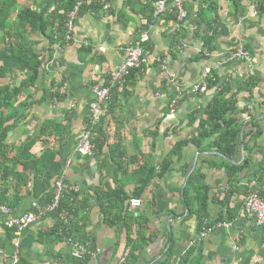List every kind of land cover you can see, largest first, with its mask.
I'll return each mask as SVG.
<instances>
[{"label": "crops", "instance_id": "crops-1", "mask_svg": "<svg viewBox=\"0 0 264 264\" xmlns=\"http://www.w3.org/2000/svg\"><path fill=\"white\" fill-rule=\"evenodd\" d=\"M16 1L11 20L0 31V89L15 92L12 99L0 103L9 128L4 142L6 160L0 156V200L13 217L26 214L35 201L47 203L57 174L44 192L42 184L57 164L65 181L78 188L76 212L71 217L74 228L64 213L54 214L59 207L29 226L20 236L21 264H178L191 248H196L193 264H264V227H258L245 212L248 193L264 187V0H242L237 16L230 0H216L217 9L206 13L215 26L209 58L201 52L208 27L204 21L200 27L196 23L201 0H184L188 12L184 22L172 17V5L163 17L155 18L148 6L151 0H111L98 13H81L73 40L53 49L37 30L23 38L10 34H17L21 9L29 6L39 12L50 3L51 13L58 0ZM149 18L154 29L146 50L164 58L168 70L150 58L142 69L131 72L126 84L114 88L94 130L95 154L79 155L76 148L89 126L93 86L107 83L109 74L123 61L124 49L147 28ZM24 42L44 60L34 84H29L30 72L16 53ZM240 44L247 47L255 63L258 84L250 93L241 90L248 81L245 65L230 58ZM209 67L238 106L242 133L232 160L216 149L200 150L192 144L181 155L173 151L179 142L197 134L208 105L218 94V89L208 88L172 111L176 88H195ZM251 118L263 131L252 153L246 148ZM214 140L208 139L204 146ZM46 153L47 161L41 160ZM249 157V166L238 175L233 192L227 167L240 166ZM166 160L171 161L169 172L162 179L155 177L142 192L143 206L129 208L131 219L112 226L110 221L119 209L103 206L110 204L107 195L119 191L133 196L145 178L142 167L159 168ZM191 177L193 186L210 191L208 219L229 224L202 241L198 240L202 222L185 202ZM226 187L220 196L217 191ZM6 220L0 211V264H10L17 239ZM129 233L134 238L140 233L145 237L138 259L131 263L123 262L127 252L131 253ZM69 236L90 244L93 253L78 260L66 239ZM234 238L241 239L237 251L233 250Z\"/></svg>", "mask_w": 264, "mask_h": 264}, {"label": "trees", "instance_id": "trees-1", "mask_svg": "<svg viewBox=\"0 0 264 264\" xmlns=\"http://www.w3.org/2000/svg\"><path fill=\"white\" fill-rule=\"evenodd\" d=\"M81 0H58L56 8L50 13H48V8L44 7L39 12L31 10L29 6L24 7L19 11L18 21H17V34L13 35L14 38H23V36L27 35L32 30L39 31L45 38L49 41V48L53 49L56 45H63L64 43V23L66 20L67 13L74 7V5ZM85 2L83 7L81 8L80 13L86 12L88 10H92L94 13H98L105 6L107 7L111 0H82ZM160 1V0H151V2ZM235 7L236 16L241 13L239 7L242 3V0H230ZM148 6L152 7L150 4ZM17 7L16 0H0V31L6 29L7 22L11 20L13 13L15 12ZM217 9L216 0H201L199 6L198 19L196 23L201 25V21H204L208 27V31L205 36H203V41L205 43V47H207L210 51L214 50V27L213 24L206 18V13H210ZM144 10V9H143ZM145 12V11H143ZM173 13V18H178V12L173 9L171 10ZM151 19L149 18L146 23H149ZM18 54H20V59L24 61L26 70L30 72L28 75L29 84H34L40 75L42 74V67L44 66V60L40 53H36L31 47H28L27 43L19 44L18 48H16ZM134 72V71H133ZM2 75V72L0 73ZM133 74V73H132ZM217 77L214 76L210 80L209 90L218 89L217 96L212 100V102L208 105L205 117L200 122L198 127V132L193 136L192 139L185 140L179 142L175 148L173 149L174 154L181 155L183 148L187 145H194L200 150L207 149H216L219 153H221L227 159H234L238 150L239 144L241 142V133L242 127L239 124L238 118V106L234 99L228 98L229 88H226L225 85L219 84ZM258 84L256 78H250L247 82L244 83L241 90L246 92H253L256 85ZM107 85V83L105 84ZM19 94L20 90H16ZM14 93H11L10 89L7 88L5 90L0 89V103H6L9 99H12ZM0 110V156L1 160H6L5 157V145L4 142L8 137L9 128L6 126V120L4 119V115ZM249 125L252 126L250 129L248 136L250 137L249 143L246 144L247 150L252 153L257 150L258 145L256 144L259 138L262 136L263 131L260 129L258 125V121L256 119H252L249 121ZM214 138V142L211 143L209 147H205L204 144L208 139ZM254 142V144H252ZM251 144V145H250ZM29 146L26 148L28 150ZM49 157V154H44L41 160H45ZM47 161V160H45ZM37 164L38 162L35 161ZM250 163V157L245 160V162L240 165H229L227 167V173L231 178V191H235L238 186H236L238 182V175L248 168ZM4 165V164H3ZM171 167V161L166 160L159 168L152 167L146 168L142 167L141 172H145V178L143 180L142 186L139 191L135 192L133 196H129L126 193L122 192H114L112 195H107L109 199L108 205H104L105 207H117L119 212L116 214L114 218L110 221L112 226L118 224L121 221H128V209L130 206V201L133 198H140L142 196V192L146 190L149 186L150 182L156 177L164 178L166 174L169 172ZM1 171V170H0ZM62 171V167L60 164H57L52 172H48L49 175L46 181H43L42 191L44 192L50 185L49 181L53 177L54 174H57V179L60 176ZM8 173V172H7ZM56 179V180H57ZM54 186V185H53ZM38 191H36V195ZM185 202L190 208V213L196 214L201 222L205 219L209 218V203H210V191L207 188L195 187L192 184V177L189 180L187 187L185 188ZM196 193L195 196L193 194ZM54 195V191L49 195V199H51ZM229 196V194H228ZM227 196V200L228 197ZM46 199L48 201L49 199ZM77 203V194H72L61 201L59 208L54 214L56 216H61L62 213L66 215V217L70 220L71 227L74 228V224H72L71 217L76 212L75 204ZM143 225L141 224L140 227ZM144 236L140 233L138 238H134L130 233L128 237V248H131V253L127 258L128 263H131L134 260L138 259L137 253L141 250L140 241L144 240ZM196 248H191L185 255H183L178 264H193L192 255L195 254ZM83 264V261H80Z\"/></svg>", "mask_w": 264, "mask_h": 264}, {"label": "built area", "instance_id": "built-area-1", "mask_svg": "<svg viewBox=\"0 0 264 264\" xmlns=\"http://www.w3.org/2000/svg\"><path fill=\"white\" fill-rule=\"evenodd\" d=\"M84 4L85 2L82 0L78 1L67 13L64 23L63 45L73 40L75 23L81 14L80 11ZM150 5L152 7V15L155 18L163 17L168 12L169 7L172 5L178 11L179 22H184L188 19V12L184 7V0H160L150 2ZM87 12L93 14L91 10H88ZM153 29L154 22L151 20L149 23H147V28L141 30L138 37L130 41L126 46L124 49L125 57L118 68L109 74L107 85L93 86V100L90 103L89 126L82 131L76 148V151L79 155L93 156L95 154L96 146L93 140V137L95 136L94 130L101 122V119L104 115L103 107L108 101L111 100L114 88H120L126 84L127 79L129 76H131L130 74H132L131 72L142 69L150 62V58H152L155 63L159 64L163 71L168 70V63L164 58L154 55L150 51L146 50V46L151 40L150 34ZM203 45H205L204 42ZM201 52L202 55L207 58L211 57L212 55V52L207 47H204ZM230 58L232 60L240 61L245 65L246 79L249 80L250 78H254L256 76L254 59L244 44H240L235 52L231 54ZM213 74L212 68H206L201 81L195 86V88L183 89L181 87H177L175 97L171 102L172 111L178 108L180 103L192 97L193 94L207 92L210 80L213 78ZM169 77L170 80L174 82L175 75L171 74ZM54 189V195L47 203L40 204L37 201L33 202L31 204L30 210L20 217H13L11 209L4 205L0 200V211H2L7 216L6 227L10 230H13L15 236L17 237L15 242V253L10 257V264H21V234H23V232L29 226L41 220L47 214L55 211L60 206L61 201L66 197L71 196L72 194H77L78 192V188L67 183L61 174L54 183ZM227 190L228 187L222 188L220 191H217V193L222 196L227 192ZM142 206L143 202L141 199L133 198L130 201L129 208L134 210L141 208ZM245 212L247 215L254 217L258 227H264V187L262 189L254 188L248 193L245 201ZM65 223H67L66 220ZM228 226V223L212 222L207 218L202 222L198 240L202 241L210 234L214 233L217 229ZM66 239H68V243L73 247V255L78 260H85L93 253V249L91 248L90 244L78 242L71 236L67 237ZM240 241V238L233 239L234 251L239 250ZM129 255L130 251L127 252L123 262H126Z\"/></svg>", "mask_w": 264, "mask_h": 264}, {"label": "water", "instance_id": "water-1", "mask_svg": "<svg viewBox=\"0 0 264 264\" xmlns=\"http://www.w3.org/2000/svg\"><path fill=\"white\" fill-rule=\"evenodd\" d=\"M244 138V135L242 134V139Z\"/></svg>", "mask_w": 264, "mask_h": 264}]
</instances>
